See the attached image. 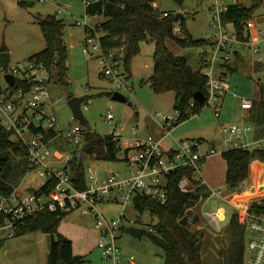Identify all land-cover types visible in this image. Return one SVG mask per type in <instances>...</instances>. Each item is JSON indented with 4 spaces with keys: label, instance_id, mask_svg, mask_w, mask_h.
I'll use <instances>...</instances> for the list:
<instances>
[{
    "label": "rangeland",
    "instance_id": "1",
    "mask_svg": "<svg viewBox=\"0 0 264 264\" xmlns=\"http://www.w3.org/2000/svg\"><path fill=\"white\" fill-rule=\"evenodd\" d=\"M244 2V0H230V3ZM160 10L170 12H182L184 18L177 23L181 31L180 36L190 34L194 39H206L212 32V10L208 8L209 0H184L180 5L174 0H157ZM61 9V11H60ZM64 9V10H63ZM54 14L63 19L65 23L64 41L68 50V85L61 83L58 73H55V81L51 90L55 98H61L56 104L55 110L59 124L68 128L75 124L84 125L94 129L98 134L105 136L111 134L115 124L122 121L125 124L122 131L123 144L136 139L146 138L150 133L157 136L159 123L164 115L177 116L174 108L175 92L167 91L156 93L150 82V76L154 70L153 52L154 42H142L140 52L131 61V71L125 69L124 61L120 68L128 73V86L131 92L121 90L128 98L127 101L116 100L112 97L116 88L111 78L102 73V62L94 53L88 55L83 51L85 27L76 23L87 16L85 0H0V83L5 84L1 54L2 46L10 53V64L25 61L34 53L46 46L37 17L40 15ZM103 16H92L91 23L97 27L98 22L104 20ZM247 24L255 40H259L260 51L245 50L247 60L239 65V70L228 75L231 82V93L227 94L223 104L221 115L217 116L211 106L205 105L201 111L192 113L190 118L175 126L170 137L163 140V146L175 145L176 140L183 138H202V148L207 150L214 147L218 153L210 156L203 164V172L212 174L215 178L216 189H220L218 196L208 198L204 203L195 206L193 215L189 216V227L196 231H205L202 256L206 264H218L221 262L222 251L227 250L230 244L229 223L234 213V207H245L264 198V183L252 184L250 180L244 181L237 189H230L225 178L226 159L220 150L233 144H224V134L220 131L224 124L246 125L250 123L246 111L242 108L241 97H248L257 103L264 97L262 87L264 85V35L260 29L264 27V2L257 7L256 11ZM102 35V32H99ZM170 49L181 55L189 57L194 68L199 66V57L210 56L202 46L183 47L175 39L169 38ZM244 50V49H243ZM262 57V63L257 69V61L253 58ZM203 58V57H201ZM54 72L55 69H54ZM233 92L237 93L236 96ZM82 96L88 101V109H83L86 122L79 121L68 103L69 96ZM253 101V102H255ZM85 101H83L84 104ZM112 111L115 115L113 123L106 121L107 114ZM160 112V115H157ZM247 118V119H246ZM250 137L253 135L250 133ZM175 140V141H174ZM170 144V145H169ZM81 144L72 147L73 151L79 149ZM117 161H103L86 158L85 170L87 180L90 183L99 182L112 174V172H127L129 167L122 160V153L118 154ZM223 157V158H222ZM93 171L90 172L89 167ZM47 181L46 174L40 169H30L19 181L18 194L35 192ZM218 207H224L225 220L222 221L220 230L213 227L203 215L204 211H214ZM108 217H117L120 205L116 202L102 204ZM85 213L80 215L78 213ZM194 214L198 215V221L193 220ZM77 216V218H75ZM92 213H86L84 208H79L67 214L61 220V229L71 232L72 236L79 232L86 235L85 239L75 243V253L83 256L80 264H113L111 259L103 256L98 247V235L92 226ZM129 219L137 221L148 228L157 222L149 212L141 214L134 205H129ZM75 223L83 224L80 231ZM138 225V224H137ZM75 231V233H74ZM42 231H31L8 238L0 251V264H46L49 247L42 239ZM117 243L124 254L135 255L138 260L146 264H164L163 250L153 243L147 236L135 237L125 230L121 231ZM249 254L245 253V264L248 263Z\"/></svg>",
    "mask_w": 264,
    "mask_h": 264
},
{
    "label": "built area",
    "instance_id": "2",
    "mask_svg": "<svg viewBox=\"0 0 264 264\" xmlns=\"http://www.w3.org/2000/svg\"><path fill=\"white\" fill-rule=\"evenodd\" d=\"M90 2L91 0H85L86 7ZM230 4V0H209L208 6L213 14V32L206 38V50L210 56L202 65V72L207 77V95L204 103L211 106L217 116L222 113L224 96L231 93L227 69L237 53L241 49H250L256 53L260 51L248 24L246 37L240 38L234 24L224 20V13ZM153 5L158 7L157 1ZM170 14L168 10L163 12L164 16ZM91 18L92 15L88 14L84 19L79 18L76 21L84 26L86 31L83 51L88 55L97 53L102 62V73L112 79L116 91L131 92L128 86L129 75L120 68L122 57L118 56L116 51L102 46V35L91 23ZM181 30L176 22L173 31L177 34ZM260 33L264 35V27L260 29ZM258 60H262V57ZM2 73L5 84L0 83V129L10 135H16V143L26 149L29 166L42 170L47 176V181H54V187L47 192L35 191L28 194H18L16 188L11 195H0V217L3 219L0 222V232L5 233V238L16 236L27 219L42 210L60 216L83 207L86 213L94 215V224L99 231L98 247L105 258L111 259L113 264H146L133 254L126 256L117 243L121 231H126L127 226L144 227L129 219V205L132 204L136 208V198L139 195L147 196L161 204L167 203L169 177L178 170L182 174L177 185L182 192H193L200 185L207 186L203 164L218 151L215 148L203 151L201 141L190 138L177 140L172 149L163 146L164 138L171 135L180 119L179 110H176L177 116L162 115V121L158 122L162 136L150 133L146 138L125 144L122 142L125 124L118 121L111 134L117 141L119 153H122V160L129 170L125 173L112 172L99 182H88L87 188H79L73 182L72 147L81 144L85 135L95 130L86 128L82 123L68 128L60 126L55 107L61 98H55L51 90L57 85L55 72L43 62L29 58L15 64L9 63L7 67L2 66ZM8 73L13 75L12 83L5 76ZM233 95L236 96L237 93L233 92ZM83 101L85 102H82V110H86L88 101ZM194 104L191 103L192 106ZM253 104L251 98L241 97L242 108L249 110ZM187 113L192 114V111ZM160 114L157 112V115ZM114 119V113L109 111L106 121L113 123ZM251 129L249 124L222 125L220 131L225 136V143L233 144L225 150L234 147L264 148V136L252 140L244 138ZM89 169L90 172L93 171L92 166ZM219 192L220 189H211L208 196L200 197L199 203L218 196ZM107 201L120 205L117 217H108L102 209V204ZM249 207H240L232 215L236 213L239 221L246 224L248 263L264 264V211H250ZM203 215L214 228L220 230L226 211L224 207H218L214 211H204ZM144 228V235L155 231L152 225Z\"/></svg>",
    "mask_w": 264,
    "mask_h": 264
},
{
    "label": "trees",
    "instance_id": "3",
    "mask_svg": "<svg viewBox=\"0 0 264 264\" xmlns=\"http://www.w3.org/2000/svg\"><path fill=\"white\" fill-rule=\"evenodd\" d=\"M155 1L157 0H91L86 12L92 16L105 17L97 24L98 31L102 32V46L116 51L129 72L131 61L140 52L142 42H154V70L150 82L156 93L175 92L174 108L180 111L178 125L190 118L188 111L197 113L204 108L205 103L200 104L194 94L201 91L207 95V77L202 72L203 64L194 68L189 57L174 53L167 41L172 38L183 47L202 46L206 49V39H194L190 34L177 35L173 27L180 19L173 12L164 16V11L153 5ZM174 1L180 5L184 2ZM263 2L264 0H253L250 9L244 7V2L231 3L224 13V20L232 22L238 36L245 38L247 21ZM37 19L46 46L30 58L43 62L52 70L55 69L61 83L68 85L70 81L67 79L68 50L63 37L64 21L54 14L40 15ZM1 50L6 51V47L3 45ZM262 88L264 94V87ZM263 100L264 97L258 103L254 102L248 119L260 126L264 132ZM192 102L195 103L193 106ZM9 137L10 133L0 129V195H11L20 179L30 169H34L28 164L25 147L11 142ZM119 151L112 134L102 136L96 131L88 132L79 149L73 151L71 166L74 184L82 189L88 186L85 161L82 160L81 153L94 160L117 161ZM222 155L227 162L226 182L232 190L237 189L250 176L252 170L257 171L258 166L264 167V148L234 147L225 150ZM181 174L178 170L169 177L167 203L161 204L147 196L139 195L136 198V208L141 214L149 212L152 218L157 219V222L152 224L155 231L147 232L145 236L163 250L164 264H206L202 256L205 231L192 230L189 227V219L185 224L182 219L188 209H195V206L200 204L202 195L208 196L209 189L206 185H200L193 192H182L177 185ZM53 187L54 181L48 180L36 192H47ZM249 210L264 211V198L251 204ZM66 215L57 216L48 210H42L28 218L21 227L19 234L42 231L51 235L46 264H80L83 261V256L74 254L72 240L58 233L60 222ZM192 218L195 222L198 221L197 214ZM2 221L0 217V222ZM228 231L230 244L227 250L221 252L223 257L218 264H245L247 227L239 221L236 213L230 219ZM3 246L4 240H0V250Z\"/></svg>",
    "mask_w": 264,
    "mask_h": 264
},
{
    "label": "crops",
    "instance_id": "4",
    "mask_svg": "<svg viewBox=\"0 0 264 264\" xmlns=\"http://www.w3.org/2000/svg\"><path fill=\"white\" fill-rule=\"evenodd\" d=\"M99 23V22H98ZM64 28H65V23H64ZM85 38V37H84ZM255 41H257V42H259V40H255ZM258 44V43H257ZM41 51V50H40ZM39 52V51H38ZM37 53V52H36ZM35 54V53H34ZM33 54V55H34ZM31 56H29V58H30ZM201 57H203V58H201ZM201 57H199V64H203L204 63V60H206L207 58L206 57H204V56H202L201 55ZM28 58V59H29ZM27 59V60H28ZM251 59L253 60H255V61H257V65H255L254 66V68L255 69H257V67H260L261 65H259L260 63H262V60H258V58L256 59V58H253V57H251ZM202 60V61H201ZM245 60H247V57H246V55H245V50H240L238 53H237V55H236V57H235V59L233 60V62L231 63V65L228 67V75L230 74V73H234L235 71H238L239 70V65L241 64V65H243L244 64V62H245ZM69 80H72V79H69ZM231 83V82H230ZM231 87H232V85H231ZM263 87H264V85H263ZM227 94H229V93H227ZM227 94L224 96V102H225V98H226V96H227ZM253 100V99H252ZM253 101H255V100H253ZM224 102H223V104H224ZM223 108V107H222ZM244 109V108H243ZM244 110H246L247 111V109H244ZM248 111H251V109H249ZM249 115H250V113H247L246 114V116H248L249 117ZM247 119V118H246ZM249 121V120H248ZM250 122V121H249ZM249 125H251V127H252V129H251V131L250 132H248L247 134H245L244 135V138L245 139H255V138H258V137H263L264 136V132H263V129L260 127V126H257V125H255L254 123H252V122H250V123H248ZM175 130V129H174ZM173 130V131H174ZM173 131H172V133H173ZM172 133H171V135H172ZM250 133H252V135H253V137L251 138L250 137ZM162 134H163V132H162V130L160 129V128H158V130H157V136H162ZM168 137H170V136H167V137H165V138H168ZM165 138H164V140H165ZM183 139H187V138H183ZM190 139H198V140H200L201 141V149L204 151L205 149H203L202 148V145H203V142H202V138H195V137H193V138H190ZM181 140V139H180ZM175 141V140H174ZM177 141V140H176ZM176 141H175V145H170V146H165L164 145V147H166V149H172V148H174L175 146H176ZM224 144H226L225 143V141H224ZM62 146V145H61ZM211 148H214V147H211ZM226 149V147L225 148H222L220 151H221V153H223L222 151H224ZM212 156H216V155H212ZM223 158V157H222ZM258 170L257 171H255V170H252L251 172H250V176L247 178V180L246 181H248V180H250L251 181V183L252 184H261V183H264V167H262V166H258ZM226 171H227V162H226V167H225V178H226ZM204 173V177H205V179H206V183H207V187H208V189H209V191L211 190V189H216V187H215V183H216V180H215V178L212 176V174H209V173H206V171L205 172H203ZM107 202H111V201H107ZM247 206H250V205H247ZM246 207V206H245ZM240 208V206H235L234 207V210H238ZM103 209V208H102ZM104 210V209H103ZM105 211V210H104ZM233 212H235V211H233ZM78 214H80V215H83V214H85V213H78ZM232 217V216H231ZM75 218H77V216L75 217ZM92 226H94V230L96 231V233H97V235H98V238H99V231H98V229H96V227H95V224H94V220L92 219ZM61 223V222H60ZM75 226H77V229L80 231V228H83V229H86V228H84L83 227V224L81 223V224H79V223H75ZM35 232H38V231H35ZM58 233H60V234H62L63 236H65V237H67V238H69V239H71L72 240V243H73V252H74V254H76L75 253V243L77 242V243H79V241H81L82 239H85L86 237V235H83V234H81L80 232L78 233V234H74V236H72V234H71V232H68V231H65V230H63V229H61V224L59 225V228H58ZM74 233H75V231H74ZM17 235H19V233L17 234ZM16 235V236H17ZM21 235H23V234H21ZM42 239H41V241H44L45 240V243H46V245H47V247H49L50 246V242H51V235L49 234V233H47V232H42ZM15 237V236H14ZM12 238V237H11ZM98 238H97V240H98ZM6 239H8V238H5V233L2 231V232H0V240H4V244H5V241H6ZM1 251V250H0Z\"/></svg>",
    "mask_w": 264,
    "mask_h": 264
},
{
    "label": "water",
    "instance_id": "5",
    "mask_svg": "<svg viewBox=\"0 0 264 264\" xmlns=\"http://www.w3.org/2000/svg\"><path fill=\"white\" fill-rule=\"evenodd\" d=\"M253 6V0H244V7L246 9H250ZM176 17L179 19H182L184 17V14L182 12H178L176 13ZM1 63L3 67H7L8 64L10 63V53L7 51L2 52L1 54ZM6 78L12 83L13 82V75L8 73L5 75ZM112 97L116 100H120V101H127V97L124 96L120 91H115L113 92ZM205 94L201 91H197L194 94V98L200 103L203 104L205 101ZM84 100V97L82 96H73L70 97L68 100V103L74 113V116L81 122H85V116L82 110V102ZM264 103V100H263ZM9 139L11 140V142L16 143L17 142V137L15 134H11ZM81 155H83L82 160L85 161L86 158L88 157L86 154L81 153ZM194 213V209L190 208L188 209L187 213L185 214V216L182 219V223H186L189 219V216L193 215ZM126 232L130 233L131 235L138 237V238H142L144 236L145 233V228L144 227H137V226H127L126 227ZM59 264H65L64 262H60Z\"/></svg>",
    "mask_w": 264,
    "mask_h": 264
}]
</instances>
